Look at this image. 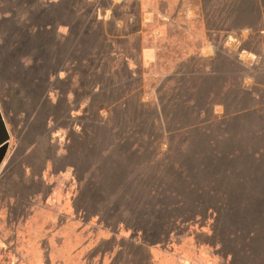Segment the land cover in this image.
Returning a JSON list of instances; mask_svg holds the SVG:
<instances>
[{
	"label": "rangeland",
	"instance_id": "obj_1",
	"mask_svg": "<svg viewBox=\"0 0 264 264\" xmlns=\"http://www.w3.org/2000/svg\"><path fill=\"white\" fill-rule=\"evenodd\" d=\"M3 1L0 12L12 10ZM69 1L84 5L85 23H98L94 35L106 39L102 50L124 57L132 74L110 70L101 56L100 75L90 78L89 66L75 64L52 76L37 99L29 89L22 96L0 62V108L11 135L0 167V264H264L247 240L258 162L238 160L236 180L212 178L213 193L189 192L185 186L208 179L176 177L182 141L171 150L165 132L168 102L193 94L205 103L215 85L217 96L243 80L264 107V0ZM6 52L0 42V60ZM125 83L126 99L117 89ZM218 97L233 98L226 90ZM115 98L122 100L110 105ZM158 105L165 126L153 122ZM226 114L221 104L207 105L200 119ZM235 131L229 147L260 151L262 141ZM112 160L118 175L108 173ZM221 164L230 161L211 167ZM100 182L125 190L112 193Z\"/></svg>",
	"mask_w": 264,
	"mask_h": 264
},
{
	"label": "trees",
	"instance_id": "obj_2",
	"mask_svg": "<svg viewBox=\"0 0 264 264\" xmlns=\"http://www.w3.org/2000/svg\"><path fill=\"white\" fill-rule=\"evenodd\" d=\"M3 2L12 4V10L0 12V18H7L3 21L8 28L5 37L0 40L5 46V51H8L0 60L4 66L2 73H5L3 77L10 83H18V89L20 88V92L23 93H21L22 96L26 95L29 89L30 94L38 99V96L44 92L45 83L52 76H58L62 70L68 71L69 69L70 71V68L78 63L89 66L90 78L100 75V67H95L94 64L101 56L111 61L110 70L113 68L119 72L122 68L131 77L132 71L123 63L124 57L121 60L117 55H113L111 47L108 50H102V45H106V39L94 35L93 29L98 26V23L93 21L90 27L85 23L83 4L69 0H61L59 3L45 0H5ZM24 18L29 19L24 21ZM61 27H66L67 32L62 33ZM113 63L117 67L113 66ZM110 70L103 75L110 74ZM40 86L43 87L42 91H39ZM31 87L36 89L32 92ZM91 87L95 88L94 85ZM217 87V85L214 86L215 89ZM124 88H129L126 83L118 86L117 89L122 91V97L126 99L132 92V88ZM215 89L208 91V101L205 103L193 94L177 98L172 104L168 102L171 111L169 115H166L167 129L165 132L169 137L171 150L173 144L175 145L174 140L180 138L182 141L177 151L181 156V162L178 163L179 169L175 175L184 182L191 179L195 181L196 179H208L191 183L190 186H185V189L189 192H196L193 190L196 188L199 193L208 190L213 193V179L225 178L230 184L236 180L234 170L238 160L258 162V167L253 169L256 172L257 182L254 188L255 196L251 202L252 212L250 211L248 215L250 218L248 223L252 225V228L248 229L247 240L252 249L251 256L257 255L264 260V107L260 104L259 94L254 89L244 87L243 80L231 83L227 89L223 86L217 96H215ZM199 90L200 87L193 86L190 92L196 93ZM223 90H226L229 97H233L231 102L218 100ZM99 92L102 95L113 94V92L109 93L106 88H100ZM121 100V98H115L108 103L114 106L118 105ZM217 104L223 105L226 116L216 118V121L213 117L206 120L200 119L207 105ZM125 105L126 101L121 104V106ZM160 106H157L153 122L161 121V125L165 126L161 118ZM7 109L10 111L8 105ZM170 117L171 120H168ZM172 123L175 125L172 126ZM231 123L239 128L240 125L253 123L256 130L236 132L233 127H229ZM213 126L219 131L216 135ZM233 131L237 138L248 135L262 141L260 151H257V148L250 150L252 147H229L234 137ZM195 147L201 149L199 154L193 150ZM186 154L189 156L187 159ZM261 154H263L262 158ZM256 157H259L260 161ZM225 161H230L229 167L225 164H221L218 170L211 167L214 162ZM108 173L114 175L120 173L117 161L110 162ZM100 184L108 185L109 188L115 187L109 182H100ZM124 190L125 186L120 185L118 188L115 187L112 193H123L121 191ZM240 233L237 229L231 237L238 236Z\"/></svg>",
	"mask_w": 264,
	"mask_h": 264
},
{
	"label": "water",
	"instance_id": "obj_3",
	"mask_svg": "<svg viewBox=\"0 0 264 264\" xmlns=\"http://www.w3.org/2000/svg\"><path fill=\"white\" fill-rule=\"evenodd\" d=\"M10 138L11 135L7 128L5 118L0 108V167L2 166L5 160L9 147Z\"/></svg>",
	"mask_w": 264,
	"mask_h": 264
},
{
	"label": "crops",
	"instance_id": "obj_4",
	"mask_svg": "<svg viewBox=\"0 0 264 264\" xmlns=\"http://www.w3.org/2000/svg\"><path fill=\"white\" fill-rule=\"evenodd\" d=\"M153 15V14H152Z\"/></svg>",
	"mask_w": 264,
	"mask_h": 264
}]
</instances>
